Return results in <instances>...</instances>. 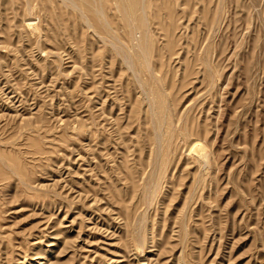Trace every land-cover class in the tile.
Segmentation results:
<instances>
[{
	"label": "rangeland",
	"instance_id": "rangeland-1",
	"mask_svg": "<svg viewBox=\"0 0 264 264\" xmlns=\"http://www.w3.org/2000/svg\"><path fill=\"white\" fill-rule=\"evenodd\" d=\"M0 264H264V0H0Z\"/></svg>",
	"mask_w": 264,
	"mask_h": 264
},
{
	"label": "bare ground",
	"instance_id": "bare-ground-1",
	"mask_svg": "<svg viewBox=\"0 0 264 264\" xmlns=\"http://www.w3.org/2000/svg\"><path fill=\"white\" fill-rule=\"evenodd\" d=\"M129 1V0H128ZM132 2H133V0H132ZM135 2V1H134ZM97 6V5H96ZM140 6V5H139ZM129 7H130V5H129ZM93 8H94V6H93ZM97 9V8H96ZM96 15H97V13L96 12H94ZM99 18V16L97 15V21L99 20L98 19ZM100 30H101V28H100ZM99 30V31H100ZM129 38V37H128ZM130 62H128V64H129ZM131 64V63H130ZM160 68V67H159ZM150 72V71H149ZM168 91V90H167ZM169 96V95H168ZM170 101V100H169ZM173 108V107H172ZM164 115L166 114V113H163ZM150 115H153L152 113H150ZM163 115V116H164ZM154 116H151V120H152V118H153ZM156 117V116H155ZM167 118V117H166ZM165 117H164V119H166ZM153 119H156V118H153ZM163 119V118H162ZM156 122H157V120H155ZM155 122V123H156ZM165 121H163V123H164ZM150 123L151 124H153L154 122H152V121H150ZM157 124H159V121H158V123ZM164 124H166V122L164 123ZM162 126H163V124H162ZM177 126V125H176ZM153 127V126H152ZM183 128H185L184 126H182ZM176 128V127H175ZM177 128H179V126L177 127ZM151 129H153V131H154V128H151ZM159 129V128H158ZM179 130V129H178ZM184 130V129H183ZM182 130V132L184 133L185 131H183ZM186 130V129H185ZM180 131H181V129H180ZM156 132L157 131H155V132H153V135H154V138H155V135H156ZM155 133V134H154ZM198 133V132H197ZM179 134V133H178ZM200 134V133H199ZM180 135V134H179ZM178 135V136H179ZM186 135V134H185ZM184 135V136H185ZM192 135H193V133H192ZM201 135V134H200ZM182 136V135H181ZM194 136H195V134H194ZM194 136H192V137H194ZM199 136V135H198ZM186 137H188V136H185V138ZM191 136H190V138H192ZM195 137H197V136H195ZM194 137V138H195ZM201 137V136H200ZM198 138V137H197ZM196 138V139H197ZM151 139V138H150ZM158 138L156 137V140H157ZM183 139H184V137H183ZM187 139V138H186ZM193 139V138H192ZM200 141V142H199ZM204 141V140H203ZM195 142V141H194ZM198 143H202L201 142V140L199 139L198 141H197V143H193V141H192V144H191V141H190V143H188V147H189V145H190V148L191 149H193L194 151H193V153L195 152V159L194 160H196V162L198 163H200V165H201V163H204L205 164V162H206V164L208 163L207 162V156L206 155H208V153H207V151H205V150H203V149H205V148H203V149H199V144ZM187 146V145H186ZM188 147L186 148L187 150H189V151H191L190 150V148L188 149ZM150 150V149H149ZM160 150V149H159ZM192 152V151H191ZM189 153V152H188ZM192 153V154H193ZM160 156V155H159ZM149 157V156H148ZM206 160V161H205ZM159 161V160H158ZM199 166V165H198ZM205 167V166H204ZM130 173V172H129ZM147 195V194H146ZM143 205V204H142ZM133 206V205H132ZM133 221V220H132Z\"/></svg>",
	"mask_w": 264,
	"mask_h": 264
}]
</instances>
